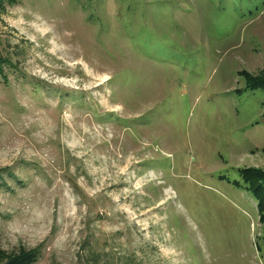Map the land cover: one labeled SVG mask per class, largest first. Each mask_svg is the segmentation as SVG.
I'll use <instances>...</instances> for the list:
<instances>
[{
  "label": "rangeland",
  "instance_id": "1",
  "mask_svg": "<svg viewBox=\"0 0 264 264\" xmlns=\"http://www.w3.org/2000/svg\"><path fill=\"white\" fill-rule=\"evenodd\" d=\"M0 57V248L264 264V0H1Z\"/></svg>",
  "mask_w": 264,
  "mask_h": 264
},
{
  "label": "trees",
  "instance_id": "2",
  "mask_svg": "<svg viewBox=\"0 0 264 264\" xmlns=\"http://www.w3.org/2000/svg\"><path fill=\"white\" fill-rule=\"evenodd\" d=\"M1 2V0H0ZM5 61L0 57V72L2 73V64ZM244 77L245 86L249 88L264 89V71L252 75L247 71H240ZM240 176L242 178L241 185L245 191L249 192L257 201V209L261 214H264V170L255 168L241 169ZM236 184L239 182L234 181ZM36 249L19 248L18 251L7 253L4 249L0 248V264H30L37 258Z\"/></svg>",
  "mask_w": 264,
  "mask_h": 264
}]
</instances>
